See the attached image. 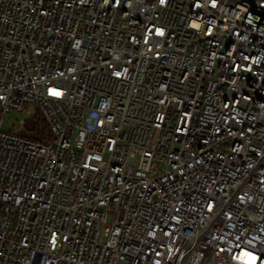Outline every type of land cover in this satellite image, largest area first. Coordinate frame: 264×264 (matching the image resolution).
<instances>
[{
    "label": "built area",
    "instance_id": "2783aa9c",
    "mask_svg": "<svg viewBox=\"0 0 264 264\" xmlns=\"http://www.w3.org/2000/svg\"><path fill=\"white\" fill-rule=\"evenodd\" d=\"M0 264H264V0H0Z\"/></svg>",
    "mask_w": 264,
    "mask_h": 264
},
{
    "label": "rangeland",
    "instance_id": "374dc122",
    "mask_svg": "<svg viewBox=\"0 0 264 264\" xmlns=\"http://www.w3.org/2000/svg\"><path fill=\"white\" fill-rule=\"evenodd\" d=\"M37 110L29 107L23 113L12 111L7 114L4 122V130L23 134L26 132V127L37 120Z\"/></svg>",
    "mask_w": 264,
    "mask_h": 264
},
{
    "label": "trees",
    "instance_id": "16d2710c",
    "mask_svg": "<svg viewBox=\"0 0 264 264\" xmlns=\"http://www.w3.org/2000/svg\"><path fill=\"white\" fill-rule=\"evenodd\" d=\"M37 120L26 127L24 137L48 143L51 141V132L39 111L36 113Z\"/></svg>",
    "mask_w": 264,
    "mask_h": 264
},
{
    "label": "snow or ice",
    "instance_id": "6c2138e0",
    "mask_svg": "<svg viewBox=\"0 0 264 264\" xmlns=\"http://www.w3.org/2000/svg\"><path fill=\"white\" fill-rule=\"evenodd\" d=\"M255 259H256V258H255V257H253V261H255Z\"/></svg>",
    "mask_w": 264,
    "mask_h": 264
}]
</instances>
